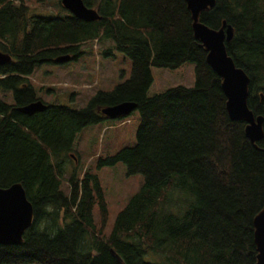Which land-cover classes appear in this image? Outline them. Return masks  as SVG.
<instances>
[{
	"label": "trees",
	"instance_id": "trees-1",
	"mask_svg": "<svg viewBox=\"0 0 264 264\" xmlns=\"http://www.w3.org/2000/svg\"><path fill=\"white\" fill-rule=\"evenodd\" d=\"M27 1L0 0V52L11 57L0 66V87L14 101L0 100V188L20 184L34 220L22 244L0 245V264H255L264 138L250 143L245 123L230 120L221 79L194 37L185 1L82 0L97 11L94 22L71 14L30 16ZM200 21L213 30L223 22L232 27L226 52L249 78V109L264 118V0H215ZM103 40L131 60L129 80L98 92L81 109L37 97L28 79L36 66L57 64L67 54L76 61L82 45ZM185 63L194 65L193 87L148 97L152 67L174 70ZM37 100L45 111L27 116L16 110ZM122 102L137 105L135 144L99 165L121 162L143 184L105 236L108 209L97 176L79 179L73 171L68 195L61 179L76 136L108 120L101 109ZM181 190L192 200L173 197Z\"/></svg>",
	"mask_w": 264,
	"mask_h": 264
},
{
	"label": "rangeland",
	"instance_id": "rangeland-1",
	"mask_svg": "<svg viewBox=\"0 0 264 264\" xmlns=\"http://www.w3.org/2000/svg\"><path fill=\"white\" fill-rule=\"evenodd\" d=\"M26 4L30 16L63 17L70 14L55 0L43 4L28 0ZM109 49L112 54L104 55ZM80 51L82 54L76 61L63 64L43 63L35 67L28 79L35 88L37 97L44 103L81 109L98 92H110L130 79L132 62L114 49L111 40L84 44ZM151 74L153 82L148 90V97L178 86H194L192 63H185L174 70L152 67ZM0 100L12 105V92L0 87ZM139 125L140 115L137 110L122 119L89 125L76 136L71 152L73 157L68 156L66 172L61 179L62 191L69 194L68 180L73 171L79 179L85 173L97 176L108 209L103 230L105 236L110 233L117 214L140 190L143 177L139 174L128 176L121 162L108 166L99 165V161L114 156L124 148L133 147ZM177 196L181 200H192L182 190L173 194L174 198ZM94 221L99 230L101 218L97 210L94 211Z\"/></svg>",
	"mask_w": 264,
	"mask_h": 264
},
{
	"label": "water",
	"instance_id": "water-1",
	"mask_svg": "<svg viewBox=\"0 0 264 264\" xmlns=\"http://www.w3.org/2000/svg\"><path fill=\"white\" fill-rule=\"evenodd\" d=\"M191 14L192 30L195 39L199 40L207 52L206 62L220 77L221 88L226 97V110L231 121L245 123V136L252 144L264 138V118L255 116L248 107L249 78L237 67L226 52L225 43L233 38L231 26L222 23V27L213 30L200 21V14L211 9L215 0H184ZM61 6L71 16L84 21L94 22L100 19L96 10L88 8L82 0H60ZM71 60L70 55H61L54 62L63 64ZM11 61V57L0 52V66ZM137 105L134 102H122L100 110L108 120L122 119L130 115ZM46 104L37 100L16 109L31 116L45 111ZM34 220L33 207L27 200L20 184L0 188V245H19L23 242V234L30 228ZM254 244L257 250L255 264H264V206L253 220Z\"/></svg>",
	"mask_w": 264,
	"mask_h": 264
}]
</instances>
